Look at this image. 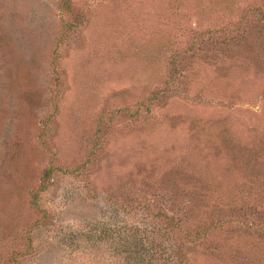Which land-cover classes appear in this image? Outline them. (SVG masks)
Here are the masks:
<instances>
[{"label":"rangeland","instance_id":"rangeland-1","mask_svg":"<svg viewBox=\"0 0 264 264\" xmlns=\"http://www.w3.org/2000/svg\"><path fill=\"white\" fill-rule=\"evenodd\" d=\"M64 2L0 0V264H264V0Z\"/></svg>","mask_w":264,"mask_h":264},{"label":"trees","instance_id":"trees-1","mask_svg":"<svg viewBox=\"0 0 264 264\" xmlns=\"http://www.w3.org/2000/svg\"><path fill=\"white\" fill-rule=\"evenodd\" d=\"M65 4H67L68 3V0H65V2H64ZM69 7V5H67V8Z\"/></svg>","mask_w":264,"mask_h":264}]
</instances>
